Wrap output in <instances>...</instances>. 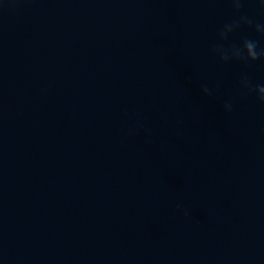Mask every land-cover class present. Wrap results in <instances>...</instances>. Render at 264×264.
<instances>
[{
    "label": "water",
    "instance_id": "1",
    "mask_svg": "<svg viewBox=\"0 0 264 264\" xmlns=\"http://www.w3.org/2000/svg\"><path fill=\"white\" fill-rule=\"evenodd\" d=\"M258 25L262 0H2L0 264H264Z\"/></svg>",
    "mask_w": 264,
    "mask_h": 264
},
{
    "label": "clouds",
    "instance_id": "2",
    "mask_svg": "<svg viewBox=\"0 0 264 264\" xmlns=\"http://www.w3.org/2000/svg\"><path fill=\"white\" fill-rule=\"evenodd\" d=\"M0 2H2V0H0ZM262 2H264V0H262ZM250 22V21H249ZM258 28H262L264 27V25H258ZM247 51H248V55L252 58V59H257V52H256V45L255 43L249 41L246 45ZM260 93L262 94L261 99H264V87H261L259 89ZM227 109L230 111L231 110V105H227L226 106ZM187 210H185V215H187Z\"/></svg>",
    "mask_w": 264,
    "mask_h": 264
}]
</instances>
